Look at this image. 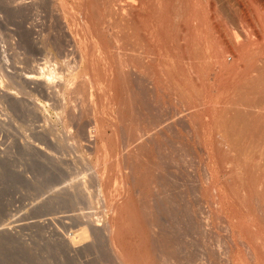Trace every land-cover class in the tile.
<instances>
[{
  "label": "rangeland",
  "instance_id": "1",
  "mask_svg": "<svg viewBox=\"0 0 264 264\" xmlns=\"http://www.w3.org/2000/svg\"><path fill=\"white\" fill-rule=\"evenodd\" d=\"M43 1L44 0H41V1H39V0L38 1L37 0L36 1L35 0H0V264H114V263H110L111 261H114V260H112V257L110 256L107 243L103 241L104 240L103 238L101 239V237L97 236L96 234L94 235L91 232L92 228L95 227L96 225H102L104 220L108 216V213H105L106 208L104 210V206H101L102 208L99 206V205H102V203H101L102 201L100 200L101 204H99V198H101V197H99V192H96L97 188L95 186H93L92 183H90L91 181H93L92 177L94 175H92V174H94L96 170L98 171L99 167H101L103 165L100 169L101 171L99 170L98 172L102 173V170H103V172H104L103 174L105 175V173H106V175H105L106 178L108 177L110 179V177H111L112 181H110V180L109 181L112 183L110 184V182L109 183L107 182L108 184L106 183L107 184L106 187H112L111 189H114V190H110V188H108L110 191L107 189V191L110 193L109 196L111 194L112 195L116 194V195H113V197H112V195L110 196L112 198L111 202L114 201V196L116 197L115 200L117 201V199H119V196L117 195L118 194V192H117L118 188H116V187H119V180L116 179L118 177L117 175H119V169H118V171L116 170L118 168L117 167L118 160L122 159L124 161V163L122 164L123 165L122 166V168H123L122 172L124 174L125 173L128 174V172H130L129 170H132L131 167L134 168L135 165L138 166L137 164H135V165L132 164V166H130V167L126 166L125 161H127V159L124 156H128L127 158L129 159L128 160L129 164L131 162L136 163V161H137L138 164L141 163L140 166H142L144 163V167H143V169L141 171V175H140V176H142V174H143V177H140L141 179L139 181V184L143 182L144 176H145V178L147 177L145 180H147L151 177L154 179V181L159 180V182H161V185H162V181H166L168 183V187L172 188V190H171V188H168L166 186L167 183L165 184V182H163L165 184L164 185L165 187H163V188L159 187V190L165 189V190H170V191H168L169 193H173L176 191H177L176 193H179V192H181V189H182V187L180 186L181 184H179V182L181 183V180H179L181 177H179V176H181L184 173V171H183V173H181L182 170H184V168H185L187 170L188 174H194L196 172V170L197 171L199 170L198 167L200 168L199 163H198L200 161L197 162V157L200 156V158H201V156H202V158L205 159L207 157V155H209V154H210L211 158L212 157L214 158V159L212 158V161L216 162L217 167H219L218 168V180L219 179L220 180L218 181L219 182L218 185H219V192H220V198H221L220 200L222 201L221 205H220V208H222V209L219 210L220 215H218L219 212L217 213V218L219 219V222L217 219V223L220 225V226L218 225L219 226L218 234L220 235L219 236V244L221 247H219L220 253L218 256V260H217L218 263L216 262V264H225V263H227V264H233V263L234 264H244V263L245 264H249V263L250 264H263L264 263V248H263L264 247V239L263 240L260 239V236H263L261 238H264V209H263L264 208V202H263L264 201V181H263L264 180V178H263L264 177V164H263L264 163V156H263V154H264V151H263L264 150V144H263L264 143V128L262 129V126L260 127V129H259V127H257L258 129L257 128H251L253 130L252 131L251 129L247 130V128L240 126V125L238 126V128H237V126L235 127L233 125H227L225 127H224V125H222V126L220 125L221 127H216L217 129L215 127L211 128V129H213V131L210 130L209 126H207V127L203 126V128L200 127L201 130L199 127L198 128L196 127L195 130L187 127L188 128V132H187V128L180 127L176 124L177 125L176 126L177 130H176L175 129L176 127L174 128L173 124H174V122H176L179 119L178 116L181 115L180 113H182L183 116H185V115L187 116V114H189V113H187V111L189 112V110L193 106V105L191 106L190 101H189V103H187L188 102L187 101V99H188L187 92L185 93L186 94L185 98L184 99L181 98L182 97L181 93L183 92V90L182 91L178 90L179 87L176 86V84L178 85L177 82L179 81L178 78H180V75L183 76L186 72L183 71L184 69H182L180 71V73L178 74V78H177L178 80H175V82L176 81L177 82L175 83L171 79L172 81L169 80L170 83H168V81H167L168 79L166 80L167 77H163V79L165 78L164 79L165 81H164L162 79L163 73L161 71H158V70H159L160 63H162L163 61H166V59L168 57H169V59H171L172 54L173 55L177 54L174 57H177L178 55H179L178 57H180V58H181V56L183 57L182 60L180 59V65L182 66V63L186 62L185 61L186 60L185 59L186 54H185L184 50L182 51L181 49H168L167 51H165V50L158 51V49H157V51H156V49H154V51H153L151 49V51L150 50L149 51L150 52L153 51V54L155 56H156V53L159 52L157 54L158 58H156L157 56L154 57L153 54H152L153 57H151V54L149 55V53H147V52L142 53L144 51H148V48L144 50V48H146V47L144 46V48H142L143 45H140L141 46L140 47L139 44H141V43L136 45V43H135L136 40L134 41L135 36L133 37V35L131 34V32L128 29H127V31H129L130 33L125 31V30L122 32L121 31L122 30L121 25L120 26L118 25V28H116L117 25H116V27L113 26L111 28L108 26L110 21L107 20L106 23L104 24L105 26H102V29L100 30V33H99V34H102V36H103V37H100L102 39V41L103 42L106 41V42L103 43V46H101L102 48L100 47V49H102V50H100L97 47L95 49V47L91 46L93 49L96 50V52H94L92 50V48L87 45L88 43L83 44V46H82V44L78 43L81 41V39H79V38H82L83 36L80 32H78L79 30L75 31L74 28H76L77 26L74 23H73L74 25H71L72 19L68 18L67 19L68 21L67 20L65 21L64 18H60L57 15V12L54 11V8L52 7V5H49V3L51 4L50 0H47V1L45 0L44 2ZM93 1H95L94 3L98 4V2L102 1V0H93ZM109 1H111V0H109ZM104 2H106V4L104 3V4H102V6L107 5L108 0L107 1L104 0ZM100 3H103V2H99V4ZM221 4H222V6L220 5L221 10L219 9L220 10L219 14H220V19L222 20V23L224 25L228 26V28L232 29L235 32L239 31L240 28L238 25H240V24H239L238 20H236L235 16H233V14L230 10L227 11L228 8L226 7L225 4H223V3H221ZM4 6H6V7H4ZM72 6H73V4H72ZM100 6H101V4H100ZM35 10H37L38 13ZM52 10L54 12H51ZM260 12L261 11H258V10L256 12V9H253L250 12L244 11L243 17H244L245 21L247 22V25L250 26V29L252 32H256V29H255V28H257L256 26H258L260 24V22H261V24H263L262 22H264V19H263L264 15L261 12V16H260ZM48 15H50V16H48ZM53 15H55V16H53ZM52 16H53V18H52ZM253 16H256V17H253ZM60 19H62V21L64 19V22L63 23H61V21L59 22ZM69 19H71L70 25L68 24ZM232 20H234V21H232ZM248 21H249V23H248ZM255 21H257V22H255ZM232 22H235L234 23L235 25ZM258 22H259V24H258ZM256 23H257V25H256ZM55 25H57V26H55ZM64 26H68L70 28L71 33L68 32L69 28L68 27L64 28ZM72 26L74 27L73 29H72ZM54 29H56V30H54ZM73 31H74V33L72 34ZM120 31H121V33H120ZM140 31H141V29H139L138 36L140 37V34H141V37H143L142 33H141L142 31L141 32ZM102 32H105V33H102ZM114 34H115V36H114ZM104 35L106 38L104 37ZM122 35H123V37L124 36L125 37L124 38L121 37ZM111 36L113 37V39ZM116 36L117 37L119 36V37L117 38ZM138 36L136 37V39H138ZM119 38L126 39L125 41L128 44L118 43L116 40ZM73 40H75L76 43ZM77 40H78V42H77ZM127 40H128V42H127ZM52 41H54V42H52ZM107 41H108V43H107ZM72 42H74V45H76L77 48H76V46L73 47ZM115 42H117V43H115ZM67 43H69V44H67ZM109 43H111V45L112 44L113 45L111 46ZM63 44H65V46ZM117 44H119V45H117ZM79 45H81L82 46L81 48L82 49L84 48V50H82ZM126 45L128 48L130 47V45H131V47L134 46L135 49L133 47L128 49L126 47ZM116 46H117V48H116ZM121 48H122V50H121ZM74 49H76V50H74ZM86 49H87V51H86ZM89 49H90V52H89ZM97 49H99V50H97ZM103 49H104V51H103ZM112 49H113V51H112ZM116 49H118V50H116ZM80 50H82V51L80 52ZM105 50H106V52H105ZM100 51H102V52H100ZM87 52H88V54H87ZM135 52L137 54H135ZM100 53L104 54L106 57H104V55H102ZM138 53L140 55H138ZM66 54H67V56H65ZM90 54H92V56ZM86 55L89 57H87ZM93 55H94V57H93ZM101 55L103 56V58ZM143 55H148V56H144V58H143ZM160 55H164L163 57L161 56L163 59L162 62L160 60L161 59ZM131 56H133L132 58L134 60L131 59ZM165 56L167 58H165ZM141 57L144 60L145 59L146 60L151 59V60H149V62H148V60L147 61L145 60L143 62V61H141V59H142ZM90 58L93 60L92 62H91ZM87 59L89 61H87ZM154 59L157 60L156 61V62H158L157 64L155 62H153ZM169 59H167L169 62L166 61L163 64L165 65V63L168 62L169 65H171V60H169ZM77 60H78V62H77ZM183 60H184V62H181ZM106 61H107V63H106ZM134 61L135 62L137 61L138 63L137 62L133 63ZM146 62L149 64L148 66H146ZM152 62L155 63L156 65L155 64L152 65ZM92 63H94V64H92ZM139 63H140L141 67L138 66ZM111 64H113L112 66H114V69L111 66ZM123 64H126L124 66H127V67H125V69H127V70H125V69L124 70L129 71L128 75L131 74L130 76H128V75L123 76L120 74V71L118 69ZM127 64L128 65L130 64V65L128 66ZM43 65H45V66H43ZM95 65L97 67V70L100 67L98 72H100L99 76H101V77L98 76L99 73L96 72L97 70L95 71V69H94V68H96ZM115 65H117V66H115ZM185 65H183V66H185ZM83 66L86 68L83 69L84 68ZM108 66L112 67V70H110L111 68L109 69ZM201 66H204V65L202 64ZM201 66H200V68H203ZM47 67H50L51 69L47 68ZM53 67H54V69H53ZM72 67H73V69H72ZM90 67H92L94 69V72H96L95 77H97L96 80L98 82V83H96L97 84L96 86H92V87L89 84H87L91 81L89 78L91 76L90 74H92V72H93V70L92 71L90 70V69H92ZM133 67L136 70H138L139 72H137L136 70L132 71V69H134ZM42 68H44V69H42ZM69 68L71 69V71ZM87 69H89V71H91V73ZM107 69L109 71H111V73H113L114 70L115 71L117 70V72H114V73H117V74L119 73L118 75L115 74L117 76V78L115 77V80H114L115 82L117 80L116 84H114L115 82L112 81V79L115 76L114 73L112 74L113 76H111L110 72ZM129 69H131V70H129ZM139 69L140 70L144 69V70L140 71ZM151 69H153L154 71L152 70V72H151L150 71ZM42 70L43 71L46 70V73L48 72L49 74H52V75L47 74L48 78H47V76L44 77V75L42 76V72H43ZM84 70H86V71L84 72ZM105 70H106V72H105ZM136 72H137V74H136ZM146 72L150 73L149 76L150 75L151 76H155V75L157 76L158 82L154 83V86L156 85V87L157 86L159 87V88L157 87V89L155 87V89L157 90V92H159L160 95L153 88L154 86H153L152 79H154V77L153 78L151 76L149 77ZM181 72L182 73L185 72V73L181 74ZM57 73H60V74H58V76H57ZM105 73H106V75H105ZM142 73L144 75H142ZM152 73H154L155 75ZM73 74H75V75L73 76ZM102 75H104L103 78H102ZM185 75H188V73ZM68 76L69 77L72 76V77L69 78ZM80 76L81 77L84 76L83 79L80 78ZM158 76H160L161 78ZM182 76H181V78H182ZM211 76L212 77H210V74H209V76L207 78H205L207 80V82H210V83L206 82V84H207L206 86L211 84V82L212 83L214 82V79H213L214 75L211 74ZM73 77L75 79L73 81H71V79ZM105 77L107 78L106 80H105ZM109 77H113V78L110 79ZM123 77H125V78H123ZM128 77H129V79H127ZM189 77L187 79H189L191 84L194 85V83H195L196 85H198L197 81L194 80V77H192V76H191L192 78L191 77L189 78ZM84 78H86V79H84ZM100 78L103 79L104 82H102ZM108 78H109V80L112 81V84H114V87L119 86L116 88L117 90H112L115 88L111 87L112 84L110 85L111 81H109ZM147 78H148V80H147ZM150 78H151V80H150ZM159 78L161 80L160 81L161 84L159 83ZM169 79H170V77H169ZM190 79H192V80H190ZM5 80H6V82H5ZM67 80H70V82ZM76 80H79V82ZM118 80L120 81V83ZM81 81H83V82H81ZM108 81H109V84H108ZM125 81H127V82H125ZM147 81L149 82L150 85L148 84ZM150 81H151V83H150ZM4 82H5V84H4ZM76 82H77V84H75ZM105 82H107V84L110 85L109 87H111V88H109V90L110 91L112 90L111 92L109 91V93L114 98V99L111 98V100H114V103H113V101L111 102V104L113 103V110L117 111L119 109L121 111L123 109L121 111L122 113L119 112V110H118V112H116V113H118V115L115 113V111H113V114L118 116V118L122 117V118H120L122 120V122H121V120H118V118L116 119V117L113 116L116 119V122H117V120H118V122L120 121L119 122L120 125H118V122H117V126H116V128L118 130L117 129L113 130L114 128L112 127V125L110 123H108V121L106 119L107 109H105V107H106L105 104H107V100H106V102L104 101V98H106V97L104 96L105 91L103 89L104 84H106ZM162 83H163V86H162ZM171 83L175 86V89ZM214 83L210 85L211 87L210 86L207 87L208 89L210 88L209 89L210 91H208V92H210L209 94H211V91H212V95L214 96L217 92L215 90L216 88H219V89H217L218 91H220V90L222 91L220 93L217 92L219 95L221 93H224L223 92L224 88L222 90V87L220 89V87H218V85L216 83L215 84ZM164 84H165V86H164ZM166 84H168V85H166ZM191 84L189 83L188 86H190ZM71 85H73V86L70 87ZM140 85H141V87H140ZM181 85H182V83H181ZM181 85L179 84V86H181ZM212 85L213 86L217 85V86L213 87ZM45 86L47 87V89ZM188 86L186 85V87L189 89H192V87H193V86H190L191 87L190 88ZM66 87L67 88L69 87L70 89L69 88L67 89ZM76 87L77 88L79 87V88L77 89ZM94 87L98 88V90L95 88V90L93 91L92 88H94ZM133 87H134V89H133ZM149 87H151L152 89ZM167 87L169 88V91H168ZM197 87L198 86H196V88ZM99 88L103 89V91H104L103 95L101 94L102 90ZM130 88H131V90H130ZM138 88L143 90V91H141L142 93L139 92L140 90ZM176 88H178V89H176ZM212 88L213 89L215 88V89L213 90ZM132 89H133V91H132ZM78 90H79V92H78ZM88 90L91 92L92 91L94 92V94L92 92L93 96H90L91 94H89L90 92ZM149 90L150 91L154 90V91H152L150 93ZM163 90H165L167 93ZM174 90H176L177 93ZM81 91L84 93H82ZM95 91H97L98 94H99V92H101L100 94L102 96H104V98L98 94H95V93H97ZM116 91H117V93L113 94ZM147 91L149 92V94ZM180 91H181V93H180ZM68 92L70 93V95ZM133 92L135 93V95ZM168 92L170 95L169 98L167 97ZM184 92L182 93V95L184 94ZM138 93H139V95H138ZM161 93H163V95H161ZM192 93L193 92H191V94ZM51 94H53V95H51ZM118 94H119V96H118ZM75 95H76V97H78L77 99L75 98ZM88 95H89V97H88ZM129 95H130V97H129ZM69 96H71V97H69ZM80 96L81 97L83 96L82 97L83 99ZM162 96L163 97L165 96V97L163 98ZM90 97H93V98L91 99ZM99 97L101 98V102L104 101L105 104H104V102H102V103L100 102ZM133 97H135V98H133ZM153 97H154V99H153ZM158 97L160 100H158ZM186 97H187V99H186ZM214 97H218V95L216 94ZM54 98H55V100H54ZM128 98H130V99H128ZM84 99H88L90 101V103H89V101L84 100ZM121 99H123V100H121ZM74 100H75V102H74ZM132 100H134V101H132ZM161 100H162V102H161ZM170 100H172V101H170ZM78 101H80V102H78ZM181 101H182V103H181ZM95 102H98L97 104H100L99 105L100 108L98 106L99 117H100L99 118V124H100V129H101L100 131L102 134L101 137L103 139L101 137L95 138L93 136L94 132L92 130L95 129V127H94L95 124H94V120H93L94 118L92 117L93 111H91L93 109H91V108L93 107L92 105ZM118 102H119V104H118ZM132 102H133V104H132ZM184 102H186L188 104L187 109H186L187 104L186 103L184 104ZM79 103H81V105H79V106H82V107L78 106ZM130 104H132V105L130 106ZM61 105H62V107H61ZM69 105H71L72 107ZM117 105H119V106H117ZM136 105H138L139 107ZM189 105L191 106L190 109H189ZM64 106H66V107H64ZM85 106H88V108ZM60 108H62L63 110L61 111ZM176 108H178L179 110ZM75 109H76V111H75ZM83 111H85V112L87 111V112H89V114L85 113V112L83 113ZM100 111H102V112H100ZM168 111L170 114L168 113ZM67 112L68 113L72 112V113L68 114ZM94 112H96L95 109H94ZM101 113H102V115H104V113H105V115L101 117L100 116ZM120 113H121V115H120ZM173 114L178 118H176ZM119 115H120V117H119ZM124 115H125V117H124ZM231 115L234 116V114H232V113L229 114L228 116L230 117ZM70 116H72V117H70ZM233 116H231V117H233ZM223 117L226 119V115ZM66 119H67V121H66ZM100 119L101 120L103 119V120L101 121ZM152 120H153V123H155V124L152 123ZM129 121H130V123H129ZM138 122H140V123L142 122L141 123L142 125ZM165 122H167V123H165ZM90 123H92L93 125L91 126ZM77 124H79V125L77 126ZM156 124L159 126L161 125L162 127L155 126ZM163 125H164V129H163L164 131L160 129V128H163ZM151 126H153L154 128ZM168 126H169L170 130L166 129V128H168ZM229 126H231V127L229 128ZM70 127H72V128H70ZM76 127H77V129H76ZM85 127H86V129H85ZM207 128H209V129H207ZM242 128H243V130H242ZM71 129H73V130H71ZM143 129H144V131H145V129L148 130V134L151 136H152V134L155 133L154 131L156 130L157 136H160V139L163 140L161 142V140L158 139V140H160L159 142L161 145L158 144L159 142H157L158 145H156V144L152 145L151 143H147V142L145 145L144 140H146L147 134L144 135L142 133L145 137L140 136L141 132H144ZM149 129L151 130V132ZM197 129H199V130H198V132L195 133V131ZM116 130H117V132H119L118 134L116 132H114ZM102 131L105 134L102 133ZM199 131L201 133L204 132L205 134H203V133L201 134ZM125 132H126V134H125ZM164 132H166V133H164ZM63 133H65L66 135ZM145 133H147V132L145 131ZM156 133H155V135H156ZM224 133H225V135H224ZM114 134H116V135H114ZM166 134H167V136L169 135V137H167ZM72 135L74 138L72 137ZM87 135H89V136H87ZM109 135H111V137ZM112 135L118 139L114 138ZM117 135H119V136H117ZM136 135L140 136L141 138L137 137ZM202 135H204V137ZM216 135H218V136H216ZM91 136H93V137H91ZM105 136L108 138H106ZM175 136L177 139L175 138ZM179 136L182 138V140L179 139L180 138ZM200 136H202L204 142L202 141V139H200L201 138ZM171 137H173V138H171ZM198 137H200L199 138L200 140L196 139ZM247 137H249V139ZM76 138H77V140H75ZM78 138H79V140H78ZM241 138H244V139L241 140ZM72 139H74V140H72ZM99 139H101L102 142ZM216 139H218V140H216ZM197 140H198V142L201 141L204 143L203 145L205 148V152H202L201 154H198L199 153L198 152L199 151V146H198L199 144L197 143ZM227 140H228V142H227ZM233 140H235V141L233 142ZM109 141H111L112 143H109ZM118 141H120V142H118ZM142 143L144 146L142 145ZM170 143H171V145H170ZM176 143H177V145H176ZM178 143H180V144H178ZM120 144H121V146H120L121 148L118 147ZM95 145L98 148H100L102 146L100 148V150L101 151L103 150V152L100 154L101 151L99 150V153H98L100 156L95 152L96 150L93 151L94 150L93 148ZM147 145L150 146L151 149L149 147L147 148ZM104 146L107 147V149L104 148ZM167 146H168V148H167ZM91 147H93V148H91ZM138 147H139V149H138ZM145 147H146V149H145ZM214 147H217V148H214ZM206 148L209 150L208 154L206 153V150H207ZM230 149H232V150H230ZM233 149H235V151ZM118 150H120V151H118ZM211 150H212V152H214V151L215 152L211 153L210 152ZM228 150L230 151V153ZM104 151H105V155H104L105 158L104 157L102 158L101 155H103ZM183 151H185V152H183ZM115 152H116V154H115ZM119 152L122 155L119 154ZM138 153H139V156H138ZM196 153L198 155H196ZM205 153H206V155H205ZM111 154H112V156H111ZM130 154H133L134 158H136L135 156H137V158L134 159L131 155V158H132V160H131ZM187 154H188V156H187ZM147 155H148V157H147ZM184 155H186L185 160L186 161L188 160L186 162L187 164H185V166L187 168L182 166V162H181V160H183ZM203 155H204V157H203ZM97 156L99 158L101 157V159H102V161H100L101 162L100 164H98L99 161H97V160L99 158H97ZM106 156H107V158H106ZM108 156H111V157L108 158ZM142 156H144V157H142ZM181 156H183V157H181ZM171 157H172V159H171ZM110 158L113 160H110ZM138 158H140V159H138ZM215 158H217L216 161H215ZM235 158H239V159L236 160ZM143 159H144V161H143ZM166 159H167V161H166ZM195 159H196V161H195ZM104 160H107L108 162H106ZM198 160H199V157H198ZM203 161H204V165L205 166L207 165V167L210 166L209 164H212V161L209 160L208 157H207V160L205 159ZM209 161H211V163H208ZM105 162H106V164H104ZM114 162H115V164L117 163V165H115ZM176 162H178V164L180 166L177 165ZM179 162H181V163H179ZM96 163H97V165H95ZM223 163L227 166H225ZM92 166L93 167L95 166V167L92 168ZM97 166H99L98 169H96ZM113 167H114V169H113ZM156 167L157 168L161 167L164 169V171L162 172L161 171L162 169L160 168L162 175L158 174V173H156L157 175L155 174L154 171L157 169ZM235 167H236V169H235ZM124 168L126 170H124ZM146 168L148 169V171H146ZM92 169H94V170L92 171ZM252 169H253V171H252ZM107 170H109V171H107ZM116 171L118 174L116 173ZM147 172H150L148 174H150L152 176H150V175L147 176ZM229 173H231V174H229ZM112 174H114L116 176H114ZM165 175H168V176H165ZM170 176L172 177V179L170 178L169 180L170 181L171 180L178 181V182H175V181L174 182H175V184H177V186L179 184L180 188L177 186L174 187V182H172V181L169 182L167 180L168 177H170ZM155 177L158 179H156ZM159 177H162V178H159ZM106 178H105V181L108 180V178L107 179ZM84 180L88 181V182L90 180V182H89L90 184L88 183L89 188L91 187L90 190L87 188L85 191L84 188H81L82 187L81 184L83 183ZM113 180H115V181H113ZM205 180L203 181L204 182V191H205V194H204L205 195V201H204L205 205L203 204V206H204L203 210L205 212H203V213H206L205 216H206V218L208 217L210 219L209 220V222H210L213 218V215H211L212 213L210 214V212H212V210H211L212 207H211V203H210L211 197L209 195L210 192H207V191H209L208 182ZM113 182H114V185H113ZM205 182H207V183H205ZM88 184H87V186H88ZM115 184H117L118 186H116ZM250 184H251V186H250ZM260 184H261V186H260ZM112 185L116 186V187H113ZM140 185H142V184H140ZM228 185H230V186H228ZM234 187H236V189ZM244 187H246V188H244ZM94 189H95V191H94ZM115 189H116V193H114ZM174 189H176V191ZM206 189H207V191H206ZM88 191H91V193H93V194L87 193ZM162 191H160L161 195L165 196L164 192H162ZM171 191H173V192H171ZM235 191L237 193H235ZM254 191H256V192H254ZM77 192H79V193H77ZM84 192H86L88 195L90 194V197L93 195L92 196L93 200L90 197H88V195L85 194ZM134 192L136 194H138V196H139L138 197V196L134 195L135 196L134 197L135 202H136L137 197H138V199H137L138 201H139L140 197H141V200H143V199L145 200L144 196L139 194L138 191L137 192L134 191ZM151 192L153 193V195H155V193H157L156 191L154 192V190L153 191L151 190L150 194H152ZM176 193H175L176 196L180 195V193H179V195ZM254 193H256V194H254ZM153 195H151V196L154 197ZM145 197H147V196H145ZM150 197H148V199H150ZM89 198L92 200V202H91V204L93 203L92 205L89 203ZM191 198H192V200L195 199L193 194H192ZM146 200H147V198H146ZM137 202H136V204H137ZM172 206H174V204ZM175 206H176V204H175ZM90 207H92V208H90ZM102 210H104V212H102ZM207 212H209V213H207ZM209 222H206V228L208 227V225L210 226ZM210 228H211V226L206 229L207 232H209ZM237 229H238V231H235ZM254 231H255V233H254ZM231 233H233V234H231ZM255 234H258L260 236H258V235L256 236ZM232 235L235 237H233ZM208 237L209 236L207 235V238ZM256 237H258V238H256ZM92 241H93L94 245L92 244ZM209 241H210V239L206 242V246L211 244ZM253 241H255V242H253ZM259 242L261 243V246H260ZM209 247H210V245L206 249L208 250ZM244 247H245V249H244ZM262 250H263V252H262ZM254 251L255 252L257 251L256 253H258L260 256L255 255ZM225 254H227V255H225ZM207 259L208 258L205 256L203 263L204 264H209V263L212 264L211 261L209 262L210 259L209 260H207ZM228 261H230V262H228ZM156 263L161 264V261H160V263H159V261ZM166 263H168V261L165 262L164 264H166Z\"/></svg>",
  "mask_w": 264,
  "mask_h": 264
},
{
  "label": "bare ground",
  "instance_id": "2",
  "mask_svg": "<svg viewBox=\"0 0 264 264\" xmlns=\"http://www.w3.org/2000/svg\"><path fill=\"white\" fill-rule=\"evenodd\" d=\"M36 1V0H35ZM38 1V0H37ZM41 1V0H39ZM45 1V0H44ZM43 1V2H44ZM47 1V0H46ZM107 1V0H106ZM11 2V1H10ZM34 2V1H33ZM51 4L49 3V5H52V7L54 8V11L57 12V15L60 17V18H64L65 21L68 19V18H71L69 19V22L68 24L70 25V20H71V25H76L77 27L74 28L72 26V29L74 28L75 31H78L82 34V38H79L81 39L80 42H77L82 44H85V43H88L87 45L89 47L93 46L100 49L101 46H103V42L102 39L100 37H103L102 34H99L100 33V30L102 29V26H105L104 24L106 23L107 20L110 21V23L108 24L109 27H113L117 25L116 28H118V25L122 26V32L125 30L127 31V29L131 32V34L133 35V37L135 38L134 41L137 44L140 45H143L142 48H144V46L147 49L148 48V51H144L142 53H149V55L151 54V57L152 54H153V51L154 49H158V51L160 50H165L167 51L168 49H181L182 51L184 50L185 51V54H186V62L181 61V62H184L182 63V66L180 65V59L182 60V56L181 58L180 57H174L175 55H171V59H169V57L167 58L165 56V58L171 60V65H169V61L166 59V61H168L167 63H165V65L163 64L164 62L166 61H163L162 62V57L164 55H160V60L162 63H160L159 65V70L158 71H161L163 73V76H162V79L163 77H167L166 80L169 82L173 80V82H175V80H178L179 81L177 82L178 85L176 84L178 88V90H183L184 94L182 95L181 91V98H185V93L187 92V96H188V99H187V103H191V106L189 105V109L191 107V109L189 110V112L187 111V116H183L182 113H180L181 115L178 116L179 119L174 122L173 124V127L175 128L177 125L180 126V127H189L193 130H195V128L197 127H201L203 128L204 127H207L209 126L210 130L213 131V129L211 128H216V127H221L222 125L227 126V125H233V126H243L245 128H247V130L251 129V128H257L262 126V129L264 128V22H262L263 24H259L258 22V26H256L257 28L256 29V32H252L251 29H250V26L247 25V22L245 21L244 17H243V14H244V11L246 12H250L252 11L253 9H256V12L257 10L258 11H261L262 14L264 15V0H111L109 1L108 0V3L107 5H103L102 4H106V2H104V0L102 1H99V2H103V3H100L98 2V4L94 3L95 1L93 0H50ZM7 3V2H6ZM35 3V2H34ZM42 3V2H41ZM47 3V2H46ZM225 4L226 7L228 8V10H230L233 14V16H235L236 20H238L239 24V28L240 30L235 32L233 31L232 29L228 28V26L224 25L222 23V20L220 19V7L222 6V4ZM18 4V3H17ZM24 4V3H23ZM44 4V3H43ZM42 4V5H43ZM73 4V6H72ZM21 5V4H20ZM38 5V4H37ZM221 5V6H220ZM13 6V5H12ZM41 6V5H40ZM100 6V7H99ZM6 7V6H4ZM23 7V6H22ZM34 7V6H33ZM47 7V6H46ZM45 7V8H46ZM49 7V6H48ZM224 8V7H223ZM25 9V8H24ZM27 9V8H26ZM44 9V8H43ZM220 9V10H219ZM15 10V9H14ZM41 10V9H40ZM226 10V9H225ZM37 12V10H35ZM45 11V10H44ZM48 11V10H47ZM46 11V12H47ZM53 10L51 12H54ZM229 11V12H230ZM223 12V11H222ZM225 12V11H224ZM228 12V13H229ZM261 12H260V16H261ZM38 13V12H37ZM226 13V12H225ZM47 14V13H46ZM51 14V13H50ZM227 14V13H226ZM225 14V15H226ZM246 14V13H245ZM56 15V16H57ZM28 16V15H27ZM40 16V15H39ZM50 16V15H48ZM55 16V15H53ZM52 16V18H53ZM57 16V17H58ZM224 16V15H223ZM229 16V15H228ZM259 16V15H258ZM41 17V16H40ZM227 17V16H226ZM253 17H256V16H253ZM51 18V19H52ZM58 19V18H57ZM64 19L62 21V19L59 20V22L61 21V23L64 22ZM264 19V18H263ZM262 19V20H263ZM224 20V19H223ZM231 20V19H230ZM261 20V21H262ZM68 21V20H67ZM234 21V20H232ZM257 22V21H255ZM67 23V22H66ZM74 23V24H73ZM233 24L235 22H232ZM231 23V24H232ZM237 23V22H236ZM249 23V21H248ZM254 23V22H253ZM67 24V25H68ZM64 25V24H63ZM62 25V26H63ZM68 25V26H69ZM235 25V24H234ZM257 25V23H256ZM31 26V25H30ZM57 26V25H55ZM54 26V27H55ZM68 26H64V28L68 27ZM25 27V26H24ZM71 27V26H70ZM114 27V28H115ZM51 28V27H50ZM69 28V27H68ZM78 28V29H77ZM58 29V28H57ZM77 29V30H76ZM104 29V28H103ZM139 29H141V33H142V36L141 37V34H140V37L138 36L139 34ZM236 29V28H235ZM32 30V29H31ZM56 30V29H54ZM59 30V29H58ZM66 30V29H65ZM115 30V29H114ZM24 31V30H23ZM72 31V30H71ZM113 31V30H112ZM120 31V33H121ZM127 31V32H129ZM27 32V31H26ZM33 32V31H32ZM70 32V28H69V31ZM116 32V31H115ZM129 32V33H130ZM71 33V32H70ZM74 33V31L72 32V34ZM102 33H105V32H102ZM112 33V32H111ZM119 33V34H120ZM63 34V33H62ZM100 35V36H99ZM108 35V34H107ZM118 35V34H117ZM121 35V34H120ZM126 35V34H125ZM131 35V36H132ZM115 36V34H114ZM130 36V35H129ZM128 36V37H129ZM138 36V39H136V37ZM105 37V35H104ZM112 37V36H111ZM117 37V36H116ZM119 37V36H118ZM117 37V38H118ZM123 37V35L121 36ZM125 37V36H124ZM123 37V38H124ZM31 38V37H30ZM106 38V37H105ZM104 38V39H105ZM130 38V37H129ZM140 38V39H139ZM55 39V38H54ZM103 39V40H104ZM109 39V38H108ZM111 39V38H110ZM113 39V37H112ZM133 39V38H132ZM68 40V39H67ZM126 39H117L116 41L118 43H122V44H125ZM57 41V40H56ZM75 41V40H73ZM110 41V40H109ZM113 41V40H112ZM132 41V40H131ZM54 42V41H52ZM68 42V41H67ZM115 42V43H117ZM128 42V40H127ZM47 43V42H46ZM76 43V41H75ZM108 43V41H107ZM106 43V44H107ZM114 43V42H113ZM48 44V43H47ZM52 44V43H51ZM55 44V43H54ZM69 44V43H67ZM73 44V47L76 46L74 45V42H72ZM105 44V45H106ZM111 45V43H109ZM128 44V43H126ZM132 44V43H131ZM58 45V44H57ZM65 46V44H63ZM86 45V46H87ZM113 45V44H112ZM111 45V46H112ZM119 45V44H117ZM134 45V44H133ZM80 48L82 47L81 45H79ZM72 47V46H71ZM105 47V46H104ZM103 47V48H104ZM121 47V46H120ZM127 47V45H126ZM134 48V46H132ZM131 45L129 48H132ZM136 47V46H135ZM141 47V46H140ZM64 48V47H63ZM77 48V46H76ZM79 48V49H80ZM88 48V47H87ZM92 48V47H91ZM102 48V47H101ZM111 48V47H110ZM117 48V46H116ZM128 48V47H127ZM128 48V49H129ZM139 48V47H138ZM150 48V49H149ZM73 49V48H72ZM82 49V48H81ZM92 48V50L94 52H96V50ZM97 49V50H99ZM135 49V48H134ZM151 49L153 50L152 52ZM70 50V49H69ZM68 50V51H69ZM76 50V49H74ZM84 50V48L82 49ZM80 50V52L82 51ZM102 50V49H100ZM118 50V49H116ZM122 50V48H121ZM150 50V51H149ZM72 51V50H71ZM87 51V49H86ZM85 51V52H86ZM92 51V52H93ZM104 51V49H103ZM113 51V49H112ZM125 51V50H124ZM137 51V50H136ZM141 51V50H140ZM78 52V51H77ZM89 52H90V49H89ZM93 52V53H94ZM102 52V51H100ZM106 52V50H105ZM104 52V53H105ZM122 52V51H121ZM133 52V51H132ZM114 53V52H113ZM155 53V52H154ZM159 52L156 53V56ZM84 54V53H83ZM88 54V52H87ZM102 54V53H100ZM99 54V55H100ZM107 54V53H106ZM125 54V53H124ZM127 54V53H126ZM135 54H137L135 52ZM78 55V54H77ZM92 56V54H90ZM104 55V54H102ZM101 55V56H102ZM118 55V54H117ZM123 55V54H122ZM138 55H140L138 53ZM137 55V56H138ZM154 55V54H153ZM182 55V54H181ZM67 56V54L65 55ZM72 56V55H71ZM81 56V55H80ZM87 56V55H86ZM96 56V55H95ZM98 56V55H97ZM115 56V55H114ZM144 56H148V55H143V58ZM154 55V57H156ZM162 56V57H161ZM170 56V55H169ZM73 57V56H72ZM89 57V56H87ZM94 57V55H93ZM104 57H106L104 55ZM109 57V56H108ZM126 57V56H125ZM133 56H131V59ZM135 57V56H134ZM139 57V56H138ZM150 57V58H151ZM76 58V57H75ZM86 58V57H85ZM92 58V57H91ZM90 58V59H91ZM103 58V56H102ZM101 58V59H102ZM121 58V57H120ZM123 58V57H122ZM136 58V57H135ZM142 58V57H141ZM142 58V59H143ZM158 58V56L156 57ZM164 58V59H165ZM89 59V58H88ZM87 59V61H89ZM97 59V58H96ZM105 59V58H104ZM107 59V58H106ZM110 59V58H109ZM117 59V58H116ZM115 59V60H116ZM139 59V58H138ZM141 61H145L144 59ZM83 60V59H82ZM85 60V59H84ZM100 60V59H99ZM120 60V59H119ZM127 60V59H126ZM125 60V61H126ZM134 60V59H133ZM148 60V59H147ZM146 60V61H147ZM151 60V59H149ZM148 60V62H149ZM159 60V59H158ZM93 60L91 59V62ZM108 61V60H107ZM106 61V63H107ZM131 61V60H130ZM157 60L154 59L153 62H155L156 64L158 62H156ZM78 62V60H77ZM113 62V61H112ZM124 62V61H123ZM127 62V61H126ZM137 62V61H136ZM135 61L133 63H136ZM152 62V65L155 64ZM65 63V62H64ZM71 63V62H70ZM86 63V62H85ZM103 63V62H102ZM117 63V62H116ZM128 63V62H127ZM138 63V62H137ZM46 64V63H45ZM91 64V63H90ZM94 64V63H92ZM118 64V63H117ZM155 64V65H156ZM204 65V66H201V65ZM65 65V64H64ZM76 65V64H75ZM88 65V64H87ZM97 65V64H96ZM95 65V67H96ZM104 65V64H103ZM113 64H111L112 66ZM126 64H123L118 70L120 71V74L123 75V76H127L129 74V71H125L127 69H125V67L127 66H124ZM128 65V64H127ZM130 65V64H129ZM128 65V66H129ZM143 65V64H142ZM149 64L146 62V66H148ZM154 65V66H155ZM185 65V66H183ZM45 66V65H43ZM53 66V65H52ZM69 66V65H68ZM93 66V65H92ZM99 66V65H98ZM117 66V65H115ZM124 66V67H123ZM140 66V63L139 65ZM203 67V68H200ZM56 67V66H55ZM59 67V66H58ZM76 67V66H75ZM84 67V66H83ZM109 67V66H108ZM113 69H114V66H112ZM112 67H109L110 70H112ZM131 67V66H130ZM141 67V66H140ZM144 67V66H143ZM183 67V68H182ZM46 68V67H45ZM47 68H50V67H47ZM86 67H84L83 69H85ZM89 68V67H88ZM92 68V67H90ZM107 68V67H106ZM134 68V67H133ZM44 69V68H42ZM51 69V68H50ZM54 69V67H53ZM56 69V68H55ZM70 69V68H69ZM73 69V67H72ZM95 71L97 70V67L94 68ZM94 69H90L91 71L93 70L92 74H90V82L87 83L89 84L91 87L92 86H96L98 83L97 82V77L96 76V72L99 73L98 76L100 75V72H98V70L100 69V67L98 68V70L96 72H94ZM125 69V70H124ZM148 69V68H147ZM146 69V70H147ZM184 69L183 73L187 74L188 75H180V78H178V74L180 73V71ZM89 71V69H87ZM104 70V69H103ZM108 70V69H107ZM131 70V69H129ZM133 70H136L135 68L132 69ZM140 70V69H139ZM142 70V69H141ZM140 70V71H141ZM144 70V69H143ZM142 70V71H143ZM153 69H151L150 71L152 72ZM43 71V70H42ZM62 71V70H61ZM71 71V69H70ZM86 70H84L85 72ZM91 71H89L91 73ZM109 71V70H108ZM118 71V72H119ZM137 72H139L138 70H136ZM154 71V70H153ZM157 71V70H156ZM155 71V72H156ZM4 72V71H3ZM39 72V71H38ZM73 72V71H72ZM88 72V73H89ZM106 72V70H105ZM111 76H113L112 74L114 72H117V70L113 71V73H111V71H109ZM136 72V74H137ZM149 72V71H148ZM147 73V75L149 76L150 73ZM7 73V72H6ZM37 73V72H36ZM52 73V72H51ZM55 73V72H54ZM65 73V72H64ZM63 73V74H64ZM71 73V72H70ZM74 73V72H73ZM81 73V72H80ZM94 73V74H93ZM135 73V72H134ZM144 73V72H143ZM142 73V75H144ZM181 72V74H183ZM47 74H49L48 72L46 73V70H44L42 72V76L44 75L47 76ZM58 74L60 73H57V76ZM68 74V73H67ZM102 74V73H101ZM117 74V73H114V75ZM119 74V73H118ZM117 74V75H118ZM139 74V73H138ZM154 74V73H152ZM210 74V77L211 74L214 75L213 79H214V82L218 85V87H222V90L224 88V93H221L220 95L218 93L222 92L221 90L218 91L217 89L219 88H214L216 91V94L218 95V97H214L212 95V91H211V94H209L210 91L207 87H209L211 84H213L211 82V84H209L208 86H206V82L207 80L205 78H207ZM11 75V74H10ZM49 75H52V74H49ZM70 75V74H69ZM75 74H73L74 76ZM106 75V73H105ZM108 75V74H107ZM120 75V76H121ZM131 75V74H130ZM128 75V76H130ZM135 75V74H134ZM155 75V74H154ZM55 76V75H54ZM53 76V77H54ZM61 76V75H60ZM141 76V75H140ZM151 76V75H150ZM149 76V77H150ZM182 76V78H181ZM192 76L194 77V80L197 81L198 85H196L194 83L191 84V82L189 81V79H187L188 77ZM12 77V76H11ZM20 77V76H19ZM18 77V78H19ZM69 77V76H68ZM72 76H70L69 78H71ZM84 77V76H83ZM83 77L80 76V78L83 79ZM101 77V76H99ZM104 77V75H102V78ZM107 77V76H106ZM105 77V80L107 79ZM115 77L117 78V76L115 75L114 78L113 77H109L110 79H112V81L115 80ZM133 77V76H132ZM137 77V76H136ZM139 77V76H138ZM142 77V76H141ZM144 77V76H143ZM152 78L154 77V79H152L153 81V86H154V83H157L158 82V78L157 76H151ZM160 77V76H158ZM170 77V79H169ZM187 77V78H186ZM189 77V78H190ZM191 77V78H192ZM209 77V78H210ZM2 78V77H1ZM26 78V77H25ZM41 78V77H40ZM48 78V76H47ZM108 78V80H109ZM125 78V77H123ZM131 78V77H130ZM161 78V77H160ZM160 78H159V83H160ZM178 78V79H177ZM9 79V78H8ZM22 79V78H21ZM29 79V78H28ZM34 79V78H33ZM54 79V78H53ZM75 78L73 77L71 79V81H73ZM86 79V78H84ZM101 79V78H100ZM99 79V80H100ZM129 79V77L127 78ZM140 79V78H139ZM143 79V78H142ZM165 79V78H164ZM163 79V80H164ZM172 79V80H171ZM47 80V79H46ZM61 80V79H60ZM120 80V79H119ZM118 80V81H119ZM148 80V78H147ZM151 80V78H150ZM192 80V79H190ZM35 81V80H34ZM50 81V80H49ZM70 82V80H67ZM79 82V80H76ZM102 82L103 79H101ZM111 81V80H109ZM109 81H108V84H109ZM112 81L110 82V85L112 84ZM135 81V80H134ZM138 81V80H137ZM165 81V80H164ZM189 81V82H188ZM209 81V80H208ZM6 82V80H5ZM4 82V84H5ZM8 82V81H7ZM31 82V81H30ZM75 82V81H74ZM83 82V81H81ZM100 82V81H99ZM115 82V81H114ZM113 82V83H114ZM127 82V81H125ZM133 82V81H132ZM148 82V81H147ZM163 82V81H162ZM175 82V83H176ZM195 82V81H194ZM64 83V82H63ZM107 84V82H105ZM117 83V80L114 84ZM120 83V81H119ZM134 83V82H133ZM151 83V81H150ZM167 83V82H166ZM182 83V85H181ZM189 83L191 84L190 86H193L192 89H189L186 87V85L188 86ZM207 83H210V82H207ZM214 83V84H215ZM19 84V83H18ZM43 84V83H42ZM41 84V85H42ZM69 84V83H68ZM77 84V82L75 83ZM104 84V91H105V94L104 96L106 98H104L103 95V89L102 88H99L102 90V93L95 91L97 93L95 94H98L100 96H102L104 98V101L106 102L107 100V104H105L104 101V104L106 105L105 109H107V113H106V119L108 121V123H110L112 125V127L114 128L113 130L117 129L116 126H117V122L118 120H121L120 118V115H121V111L123 110H119L120 115L118 118V116L114 115L113 114V111L118 112V110H113V103H114V100H111L114 99L113 96L109 93V88H113L114 87V84L111 85V87H109L110 85H106ZM130 84V83H129ZM136 84V83H135ZM138 84V83H137ZM149 84V82H148ZM161 84V83H160ZM172 84V83H171ZM179 84L181 86H179ZM11 85V84H10ZM9 85V86H10ZM16 85V84H15ZM45 85V84H44ZM81 85V84H80ZM121 85V84H120ZM131 85V84H130ZM150 85V84H149ZM148 85V86H149ZM168 85V84H166ZM173 85V84H172ZM198 86L196 88V86ZM216 85V86H217ZM37 86V85H36ZM62 86V85H61ZM60 86V87H61ZM73 85H71L70 87H72ZM75 86V85H74ZM89 86V87H90ZM152 86V85H151ZM162 86H163V83H162ZM165 86V84H164ZM174 86V85H173ZM172 86V87H173ZM188 86V87H190ZM195 86V87H194ZM213 86V85H212ZM216 86H213V87H216ZM46 87V86H45ZM59 87V86H58ZM84 87V86H83ZM82 87V88H83ZM98 87V86H97ZM119 87V86H115L114 88L115 89H112V90H117L116 88ZM131 87V86H130ZM138 87V86H137ZM141 87V85H140ZM156 85L153 87L155 89ZM158 87V86H157ZM156 87V89H157ZM169 87V86H168ZM167 87V88H168ZM171 87V86H170ZM211 87V86H210ZM10 88V87H9ZM14 88V87H13ZM44 88V87H43ZM67 88V87H66ZM69 88V87H68ZM67 88V89H68ZM77 88V87H76ZM79 88V87H78ZM77 88V89H78ZM96 87L92 88V90L94 91ZM151 88V87H149ZM159 88V87H158ZM163 88V87H162ZM166 88V87H165ZM191 88V87H190ZM30 89V88H29ZM47 89V87H46ZM60 89V88H59ZM70 89V88H69ZM74 89V88H73ZM72 89V90H73ZM81 89V88H80ZM98 90V88H96ZM123 89V88H122ZM129 89V88H128ZM134 89V87H133ZM132 89V91H133ZM137 89V88H136ZM139 89V88H138ZM152 89V88H151ZM155 89V91L157 92V90ZM174 89H175V86H174ZM213 89V88H212ZM213 89V90H214ZM58 90V89H57ZM76 90V89H75ZM84 90V89H83ZM91 90V89H90ZM111 90V91H112ZM131 90V88H130ZM141 91V89H139ZM162 90V89H161ZM166 90V89H165ZM163 90V91H165ZM66 91V90H65ZM89 91V90H88ZM92 91V92H93ZM100 91V90H99ZM110 91V92H111ZM124 91V90H123ZM150 91V90H149ZM154 91V90H151L150 93ZM168 91H169V88H168ZM176 91V90H174ZM21 92V91H20ZM60 92V91H59ZM70 92V91H69ZM68 92V93H69ZM75 92V91H74ZM77 92V91H76ZM79 92V90H78ZM82 92V91H81ZM91 94L90 96H93L92 95V92L89 91ZM148 92V91H147ZM155 92V93H156ZM166 92V91H165ZM191 92H193L191 94ZM195 92V93H194ZM46 93V92H45ZM84 93V92H82ZM102 95H101V94ZM117 91L113 94H116ZM132 93V92H131ZM134 93V92H133ZM142 93V92H141ZM140 93V94H141ZM159 94V92H157ZM167 93V92H166ZM165 93V94H166ZM177 93V91H176ZM47 94V93H46ZM94 94V92H93ZM110 94V95H109ZM130 94V93H129ZM149 94V92H148ZM194 94V95H193ZM214 94V93H213ZM50 95V94H49ZM53 95V94H51ZM55 95V94H54ZM68 95V94H67ZM70 95V93H69ZM72 95V94H71ZM74 95V94H73ZM78 95V94H77ZM135 95V93H134ZM139 95V93H138ZM152 95V94H151ZM150 95V96H151ZM154 95V94H153ZM160 95V94H159ZM161 95H163V93H161ZM177 95V94H176ZM97 96V95H96ZM112 96V97H111ZM117 96V95H116ZM119 96V94H118ZM126 96V95H125ZM141 96V95H140ZM169 92H168V98H169ZM173 96V95H172ZM53 97V96H52ZM71 97V96H69ZM81 97V96H80ZM83 97V96H82ZM81 97V98H82ZM89 97V95H88ZM98 97V96H97ZM115 97V96H114ZM128 97V96H127ZM126 97V98H127ZM130 97V95H129ZM145 97V96H144ZM156 97V96H155ZM163 97V96H162ZM165 97V96H164ZM163 97V98H164ZM68 98V97H67ZM75 98L77 99L78 97H76L75 95ZM74 98V99H75ZM91 99L93 97H90ZM95 98V97H94ZM100 98V97H99ZM135 98V97H133ZM138 98V97H137ZM177 98V97H176ZM179 98V97H178ZM51 99V98H50ZM71 99V98H70ZM69 99V100H70ZM83 99V98H82ZM130 99V98H128ZM145 99V98H144ZM154 99V97H153ZM156 99V98H155ZM55 100V98H54ZM81 100V99H80ZM84 100H87L89 101L88 99H84ZM94 100V99H93ZM116 100V99H115ZM123 100V99H121ZM146 100V99H145ZM158 100L159 97H158ZM157 100V101H158ZM163 100V99H162ZM161 100V102H162ZM181 100V99H180ZM113 101V103L111 104V102ZM118 101V100H117ZM134 101V100H132ZM149 101V100H148ZM166 101V100H165ZM164 101V102H165ZM172 101V100H170ZM185 101V100H184ZM75 102V100H74ZM80 102V101H78ZM84 102V101H83ZM99 102V101H98ZM98 102H95L92 106L91 111H93V120H94V124H95V129L92 130L93 132V136L95 138H100L101 137V129H100V124H99V108H100V104H97ZM100 102H101V98H100ZM99 102V103H100ZM101 102V103H102ZM163 102V103H164ZM69 103V102H68ZM82 103V102H81ZM81 103L78 104L81 105ZM87 103V102H86ZM90 103V101H89ZM138 103V102H137ZM142 103V102H141ZM144 103V102H143ZM157 103V102H156ZM182 103V101H181ZM186 102H184L185 104ZM186 103V104H187ZM103 104V105H104ZM119 104V102H118ZM133 104V102H132ZM130 104V106L132 105ZM135 104V103H134ZM147 104V103H146ZM166 104V103H165ZM183 104V105H184ZM74 105V104H73ZM86 105V104H85ZM91 105V104H90ZM123 105V104H122ZM140 105V104H139ZM168 105V104H167ZM71 106V105H69ZM76 106V105H75ZM74 106V107H75ZM99 106V108H98ZM119 106V105H117ZM135 106V105H134ZM138 106V105H136ZM141 106V105H140ZM157 106V105H156ZM179 106V105H178ZM62 107V105H61ZM66 107V106H64ZM72 107V106H71ZM77 107V106H76ZM79 107H82V106H79ZM88 108V106H85ZM91 107V106H90ZM133 107V106H132ZM139 107V106H138ZM161 107V106H160ZM168 107V106H167ZM184 107V106H183ZM188 107V104L186 106V109ZM119 108V107H118ZM122 108V107H121ZM141 108V107H140ZM166 108V107H165ZM55 109V108H54ZM61 111L63 110L62 108H60ZM74 109V108H73ZM77 109V108H76ZM75 109V111H76ZM82 109V108H81ZM94 109L96 110V112H94ZM115 109V108H114ZM130 109V108H129ZM139 109V108H138ZM150 109V108H149ZM178 109V108H176ZM98 110V111H97ZM135 110V109H134ZM173 110V109H172ZM179 110V109H178ZM184 110V109H183ZM182 110V111H183ZM74 111V110H73ZM181 111V112H182ZM185 111V110H184ZM85 111H83L84 113ZM102 112V111H100ZM68 113V112H67ZM72 113V112H71ZM70 112L68 114H71ZM82 113V112H81ZM82 113V114H83ZM85 113H88L89 112H85ZM97 113V114H96ZM169 113V111H168ZM172 113V112H171ZM175 113V112H174ZM178 113V114H179ZM234 114L231 115L233 117H229L228 115L229 114ZM47 114V113H46ZM61 114V113H60ZM63 114V113H62ZM118 115V113H116ZM170 114V113H169ZM74 115V114H73ZM86 115V114H85ZM105 115V113H104ZM102 115V113L100 114V116H104ZM136 115V114H135ZM141 115V114H140ZM157 115V114H156ZM174 115V114H173ZM177 115V114H176ZM226 115V119L223 117ZM89 116V115H88ZM116 117V119L118 118L117 122H116V119L114 117ZM175 116V115H174ZM207 116V117H206ZM49 117V116H48ZM69 117V116H68ZM67 117V118H68ZM72 117V116H70ZM90 117V116H89ZM125 117V115H124ZM136 117V116H135ZM147 117V116H146ZM161 117V116H160ZM176 117V116H175ZM174 117V118H175ZM176 117V118H178ZM228 117V118H227ZM105 118V117H104ZM148 118V117H147ZM157 118V117H156ZM61 119V118H60ZM143 119V118H142ZM153 119V118H152ZM161 119V118H160ZM65 120V119H64ZM78 120V119H77ZM101 120V119H100ZM103 120V119H102ZM101 120V121H102ZM169 120V119H168ZM173 120V119H172ZM175 120V119H174ZM67 121V119H66ZM70 121V120H69ZM75 121V120H74ZM73 121V122H74ZM127 121V120H126ZM137 121V120H136ZM157 121V120H156ZM58 122V121H57ZM72 122V121H71ZM79 122V121H78ZM77 122V123H78ZM120 122V121H119ZM118 122V125H120V123ZM122 122V120H121ZM124 122V121H123ZM149 122V121H148ZM130 123V121H129ZM140 123V122H138ZM142 123V122H141ZM140 123V124H141ZM145 123V122H144ZM152 123H153V120H152ZM158 123V122H157ZM167 123V122H165ZM54 124V123H53ZM63 124V123H62ZM70 124V123H69ZM91 126L93 125L92 123H90ZM122 124V123H121ZM155 124V123H153ZM177 124V125H176ZM79 124H77L78 126ZM85 125V124H84ZM103 125V124H102ZM131 125V124H130ZM142 125V124H141ZM170 125V124H169ZM221 125V126H220ZM88 126V125H87ZM155 126H159V125H155ZM166 126V125H165ZM68 127V126H67ZM80 127V126H79ZM130 127V126H129ZM141 127V126H140ZM146 127V126H145ZM153 127V126H151ZM159 127H162L161 125ZM231 126H229L230 128ZM72 128V127H70ZM102 128V127H101ZM106 128V127H105ZM108 128V127H107ZM119 128V127H118ZM121 128V127H120ZM127 128V127H126ZM154 128V127H153ZM171 128V127H170ZM173 128V129H174ZM200 128V130H201ZM207 128V129H209ZM227 128V127H226ZM77 129V127H76ZM81 129V128H80ZM86 129V127H85ZM109 129V128H108ZM140 129V128H139ZM152 129V128H151ZM161 130L164 129V125H163V128H160ZM166 129H169V126L168 128ZM177 130V127L175 128ZM179 129V128H178ZM181 129V128H180ZM206 129V128H205ZM217 129V128H216ZM258 129V128H257ZM73 130V129H71ZM118 130V129H117ZM116 132L117 134L119 132ZM127 130V129H126ZM150 130V129H149ZM170 130V129H169ZM168 130V131H169ZM184 130V129H183ZM199 129H197L195 131L198 132ZM203 130V129H202ZM243 130V128H242ZM245 130V129H244ZM252 130V129H251ZM250 130V131H251ZM66 131V130H65ZM84 131V130H83ZM82 131V132H83ZM105 131V130H104ZM144 131V129H143ZM145 131L147 133H145ZM144 132H141L140 136H143L145 137L144 135L147 134V138L146 140H144V144L146 145V142L147 143H151L152 145L153 144H156V145H161L160 144V136H157V133H156V130L154 131L156 133L149 135L148 134V130L145 129ZM164 131V130H163ZM166 131V130H165ZM227 131V130H226ZM253 131V130H252ZM255 131V130H254ZM60 132V131H59ZM134 132V131H133ZM132 132V133H133ZM137 132V131H136ZM151 132V130H150ZM159 132V131H158ZM186 132V131H185ZM187 132H188V128H187ZM186 132V133H187ZM194 132V131H193ZM200 132V131H199ZM241 132V131H240ZM247 132V131H246ZM76 133V132H75ZM102 133H104L102 131ZM140 133V132H139ZM144 135H143V134ZM160 133V132H159ZM166 133V132H164ZM163 133V134H164ZM170 133V132H169ZM201 133V132H200ZM203 134H205L204 132H202ZM201 133V134H202ZM230 133V132H229ZM250 133V132H249ZM65 134V133H63ZM71 134V133H70ZM105 134V133H104ZM110 134V133H109ZM126 134V132H125ZM136 134V133H135ZM134 134V135H135ZM151 134V133H150ZM193 134V133H192ZM200 134V135H201ZM228 134V133H227ZM253 134V133H252ZM251 134V135H252ZM66 135V134H65ZM116 135V134H114ZM120 135V134H119ZM117 135V136H119ZM123 135V134H122ZM132 135V134H131ZM133 135V136H134ZM154 135V136H153ZM160 135V134H159ZM165 135V134H164ZM172 135V134H171ZM183 135V134H182ZM190 135V134H189ZM225 135V133H224ZM250 135V134H249ZM68 136V135H67ZM80 136V135H79ZM89 136V135H87ZM91 136V137H93ZM111 137V135H109ZM113 136V135H112ZM129 136V135H128ZM137 136V135H136ZM140 136H137V137H140ZM167 136V134H166ZM181 136V135H180ZM179 136V137H180ZM188 136V135H187ZM204 137V135H202ZM202 136L196 138V139H202L203 141V138ZM218 136V135H216ZM245 136V135H244ZM59 137V136H58ZM73 137V135H72ZM76 137V136H75ZM106 137V136H105ZM114 138H116L115 136H113ZM136 137V138H137ZM162 137V136H161ZM169 137V135L167 136ZM243 137V136H242ZM70 138V137H69ZM74 138V137H73ZM83 138V137H82ZM89 138V137H88ZM94 138V139H95ZM102 138V137H101ZM108 138V137H106ZM132 138V137H131ZM135 138V137H134ZM133 138V139H134ZM141 138V137H140ZM173 138V137H171ZM176 138V136H175ZM249 139V137H247ZM87 139V138H86ZM103 139V138H102ZM118 139V138H116ZM139 139V138H138ZM160 139V140H158ZM177 139V138H176ZM179 139L182 140V138L180 137ZM184 139V138H183ZM186 139V138H185ZM199 139V140H200ZM227 139V138H226ZM240 139V138H239ZM244 139V138H241V140ZM68 140V139H67ZM74 140V139H72ZM77 140V138L75 139ZM79 140V138H78ZM90 140V139H89ZM101 140V139H99ZM105 140V139H104ZM141 140V139H140ZM165 140V139H164ZM180 140V141H181ZM218 140V139H216ZM229 140V139H228ZM227 140V142H228ZM231 140V139H230ZM253 140V139H252ZM263 140V139H262ZM82 141V140H81ZM117 141V140H116ZM129 141V140H128ZM139 141V140H138ZM163 140H161L162 142ZM172 141V140H171ZM213 141V140H212ZM235 140H233L234 142ZM260 141V140H259ZM102 142V140H101ZM104 142V141H103ZM120 142V141H118ZM133 142V141H132ZM157 142H159L157 144ZM176 142V141H175ZM190 142V141H189ZM192 142V141H191ZM204 142V141H203ZM203 142H198L197 140V143L199 144V153L198 154H201L202 152H205V148H204V143ZM214 142V141H213ZM212 142V143H213ZM230 142V141H229ZM109 143H112L111 141H109ZM108 143V144H109ZM188 143V142H187ZM209 143V142H208ZM211 143V142H210ZM226 143V142H225ZM102 144V143H101ZM123 144V143H122ZM127 144V143H126ZM125 144V145H126ZM129 144V143H128ZM132 144V143H131ZM140 144V143H139ZM165 144V143H164ZM163 144V145H164ZM169 144V143H168ZM180 144V143H178ZM219 144V143H218ZM237 144V143H236ZM264 144V143H263ZM74 145V144H73ZM143 145V143H142ZM171 145V143H170ZM177 145V143H176ZM184 145V144H183ZM189 145V144H188ZM229 145V144H228ZM249 145V144H248ZM251 145V144H250ZM78 146V145H77ZM92 146V145H91ZM96 146V145H95ZM93 148L92 150L95 151L97 154L99 153V150L100 148H98L97 146ZM108 146V145H107ZM121 144L118 146L120 147ZM144 146V145H143ZM165 146V145H164ZM197 146V147H198ZM212 146V145H211ZM215 146V145H214ZM252 146V145H251ZM261 146V145H260ZM109 147V146H108ZM117 147V146H116ZM136 147V146H135ZM141 147V146H140ZM150 148V146L147 145V148ZM171 147V146H170ZM236 147V146H235ZM240 147V146H239ZM248 147V146H247ZM97 148V149H96ZM104 148L107 149V147L104 146ZM121 148V147H120ZM133 148V147H132ZM168 148V146H167ZM174 148V147H173ZM184 148V147H183ZM214 148H217V147H214ZM222 148V147H221ZM260 148V147H259ZM74 149V148H73ZM103 149V148H102ZM110 149V148H109ZM118 149V148H117ZM127 149V148H126ZM139 149V147H138ZM146 149V147H145ZM151 149V148H150ZM195 149V148H194ZM197 149V148H196ZM207 149V148H206ZM227 149V148H226ZM236 149V148H235ZM235 149H233L235 151ZM256 149V148H255ZM70 150V149H69ZM75 150V149H74ZM144 150V149H143ZM181 150V149H180ZM187 150V149H186ZM185 150V151H186ZM190 150V149H189ZM232 150V149H230ZM237 150V149H236ZM92 151V152H93ZM101 151V150H100ZM106 151V150H105ZM105 151L103 153L102 158L104 157L105 155ZM116 151V150H115ZM120 151V150H118ZM130 151V150H129ZM138 151V150H137ZM141 151V150H140ZM178 151V150H177ZM183 151V152H185ZM195 151V150H194ZM208 149L206 150V153L208 154ZM218 151V150H217ZM229 151V150H228ZM264 151V150H263ZM89 152V151H88ZM91 152V153H92ZM103 152V150L100 152V154ZM111 152V151H110ZM113 152V151H112ZM126 152V151H125ZM136 152V151H135ZM148 152V151H147ZM156 152V151H155ZM154 152V153H155ZM180 152V151H179ZM187 152V151H186ZM193 152V151H192ZM196 152V151H195ZM211 153H214L212 152V150L210 151ZM209 152V153H210ZM232 152V151H231ZM237 152V151H236ZM252 152V151H251ZM259 152V151H258ZM94 153V152H93ZM107 153V152H106ZM129 153V152H128ZM131 153V152H130ZM151 153V152H150ZM205 153V155H206ZM227 153V152H226ZM230 153V151H229ZM95 154V153H94ZM116 154V152H115ZM119 154H121L119 152ZM136 154V153H135ZM158 154V153H157ZM167 154V153H166ZM178 154V153H177ZM196 153V155H198ZM87 155V154H86ZM96 155V154H95ZM99 155V154H98ZM107 155V154H106ZM110 155V154H109ZM122 155V154H121ZM131 155L133 157V154H130V158H131ZM141 155V154H140ZM149 155V154H148ZM147 155V157H148ZM213 155V154H212ZM211 155V156H212ZM90 156V155H89ZM100 156V155H99ZM112 156V154H111ZM111 156H108L111 157ZM116 156V155H115ZM119 156V155H118ZM138 156H139V153H138ZM167 156V155H166ZM177 156V155H176ZM188 156V154H187ZM190 156V155H189ZM264 156V154H263ZM117 157V156H116ZM126 157L127 161H125L126 163V166L130 167L132 166V164H137L138 166H134L131 167L132 170H129L130 172H128V174H124L122 172L123 168H122V164L124 163V161L121 159L118 160V165L117 163L114 164L117 165V171L119 169V175H117L118 177L116 179L119 180V187H116L118 186L117 184H115L116 186H113L114 185V182H113V187H116L118 188L117 192H118V196H119V199H117V201L115 200L116 197L114 196V201L111 202L112 198L109 196V192L107 191L108 188H110V190H114V189H111L112 187H106L107 184L112 181L111 180V177L110 179L108 178L107 181H105V175L103 174V170H102V173L100 174L98 171L101 169V167L97 166L96 169H98V171L92 175H94L92 178L93 181L89 182L93 184V186H95L97 188V191L96 192H99V204L102 203V205H99L100 207L101 206H104V210H105V213H108V216L107 218L104 220L103 224L102 225H96L95 227H91L92 230L91 232L99 237H101V239L103 238L104 242L107 243L108 245V250H109V253H110V256L112 257V260L114 261H111L110 263H114V264H158L156 262L161 261V264H164L165 262L168 261V263L166 264H204L203 263V260H204V257L206 256L209 260V262L211 261L212 264H216L217 260H218V256H219V247L220 244H219V234H218V228H219V224L217 223V213L219 212L220 209V205H221V198H220V192H219V185H218V168L217 167V164L216 162L212 161V158L210 157V154L207 155V157L209 158V160L212 161V164H209L210 166L207 167V165L205 166L204 165V161L203 160H207V157L204 159L200 158L199 157V160H198V157H197V162L199 163V166L200 168L198 167V171L196 170V172L194 174H188L187 170L184 168V170H182L181 173H184L179 176L181 177L179 180H181V183L179 182V184H181L180 186L182 187L181 189V192L180 195L179 193H176V189H174L176 192H173V193H169L168 191L170 190H159V187H165L164 185L167 183L166 181H162V185H161V182L158 181H154L153 178H149L147 180H145V176H144V180L142 183V185L139 184V181H140V177H143V174L142 176L141 175V171L144 167V163L142 166L141 163L138 164V162L136 161V163H128V156H124ZM137 158V156H135ZM144 157V156H142ZM150 157V156H149ZM180 157V156H179ZM183 157V156H181ZM194 157V156H193ZM204 157V155H203ZM215 157V156H214ZM218 157V156H217ZM222 157V156H221ZM235 157V156H234ZM251 157V156H250ZM261 157V156H260ZM97 158H99L97 156ZM105 158V157H104ZM107 158V156H106ZM134 158V157H133ZM134 158V159H136ZM157 158V157H156ZM163 158V157H162ZM189 158V157H188ZM224 158V157H223ZM231 158V157H230ZM253 158V157H252ZM140 159V158H138ZM137 159V160H138ZM150 159V158H149ZM158 159V158H157ZM165 159V158H164ZM168 159V158H167ZM166 159V161H167ZM172 159V157H171ZM175 159V158H174ZM186 159V155H184L183 157V160H181L182 162V166L186 167L185 164H187L185 160ZM214 159V158H213ZM217 158H215V161H216ZM236 160L239 159V158H235ZM247 159V158H246ZM84 160V159H83ZM109 160V159H108ZM110 160H113L110 158ZM132 160V158H131ZM130 160V161H131ZM220 160V159H219ZM234 160V159H233ZM99 161L98 164H100L102 161L101 157L97 160ZM106 162H108L107 160H104ZM134 161V160H133ZM139 161V160H138ZM144 161V159H143ZM174 161V160H173ZM196 161V159H195ZM211 161H209L208 163H211ZM218 161V160H217ZM223 161V160H222ZM245 161V160H244ZM243 161V162H244ZM106 162L104 164H106ZM111 162V161H110ZM113 162V161H112ZM179 162V163H181ZM207 162V161H206ZM233 162V161H232ZM94 163V162H93ZM103 163V162H102ZM177 165L178 162H176ZM215 163V164H214ZM225 163V162H224ZM223 163V164H224ZM80 164V163H79ZM129 164V165H128ZM164 164V163H163ZM173 164V163H172ZM222 164V165H223ZM264 164V163H263ZM262 164V165H263ZM91 165V164H90ZM97 165V163L95 164ZM113 165V164H112ZM114 165V166H115ZM125 165V164H124ZM225 165V164H224ZM238 165V164H237ZM246 165V164H245ZM258 165V164H257ZM261 165V164H260ZM180 166V165H179ZM227 166V165H225ZM247 166V165H246ZM95 167V166H94ZM92 166V168H94ZM110 167V166H109ZM108 167V168H109ZM162 167V166H161ZM160 167V168H161ZM178 167V166H177ZM237 167V166H236ZM235 167V169H236ZM241 167V166H240ZM116 168V167H115ZM157 168V167H156ZM160 168H157L154 172L155 174L158 173V174H161L164 169L161 168L162 172L160 171ZM167 168V167H166ZM187 168V167H186ZM238 168V167H237ZM242 168V167H241ZM244 168V167H243ZM259 168V167H258ZM114 169V167H113ZM155 169V168H154ZM153 169V170H154ZM176 169V168H175ZM174 169V170H175ZM179 169V168H178ZM181 169V168H180ZM94 169H92L93 171ZM124 170H126L124 168ZM128 170V169H127ZM166 170V169H165ZM170 170V169H169ZM101 171V170H100ZM109 171V170H107ZM116 171V173H117ZM146 171H148V169L146 168ZM152 171V170H151ZM171 171V170H170ZM230 171V170H229ZM253 171V169H252ZM260 172V171H259ZM150 172H147V176L150 175L148 174ZM165 173V172H164ZM163 173V174H164ZM176 173V172H175ZM174 173V174H175ZM234 173V172H233ZM250 173V172H249ZM104 176H103V175ZM118 174V173H117ZM220 174V173H219ZM231 174V173H229ZM243 174V173H242ZM91 175V176H92ZM109 175V174H108ZM114 175V174H112ZM157 175V174H156ZM162 175V174H161ZM262 175V174H261ZM116 176V175H114ZM152 176V175H150ZM164 176V175H163ZM162 176V177H163ZM165 176H168V175H165ZM244 176V175H243ZM105 177V178H104ZM157 177V176H156ZM155 177V178H156ZM162 177H159V178H162ZM175 177V176H174ZM237 177V176H236ZM254 177V176H253ZM87 178V177H86ZM106 178V179H107ZM166 178V177H165ZM172 179V177H168V181L169 182H174L175 180H169V179ZM261 178V177H260ZM259 178V179H260ZM264 178V177H263ZM84 179V178H83ZM153 179V180H152ZM158 179V178H156ZM206 179V180H205ZM86 180V179H85ZM83 181V183L81 184L82 187L81 188H84L85 191L86 189L89 188V182L88 181ZM88 180V179H87ZM110 180V181H109ZM164 180V179H163ZM178 180V179H177ZM207 181L208 182V189L209 191H206L207 192H210V197H211V207H212V212H210L211 215H213V218L212 220L209 222V218L205 216L206 213H203L205 212L203 210L204 206V201H205V191H204V182L203 181ZM226 180V179H225ZM115 181V180H113ZM255 181V180H254ZM264 181V180H263ZM108 182V183H107ZM165 182V184L163 183ZM175 182H178V181H175ZM174 182V187L177 186V184H175ZM205 182V183H207ZM245 182V181H244ZM243 182V183H244ZM257 182V181H256ZM259 182V181H258ZM89 183V184H88ZM107 183V184H106ZM112 182H110L111 184ZM72 184V183H71ZM88 184V186H87ZM91 184V185H92ZM179 187L180 188V186ZM221 184V183H220ZM229 184V183H228ZM253 184V183H252ZM171 185V184H170ZM242 185V184H241ZM111 186V185H110ZM168 187V183L166 185ZM230 186V185H228ZM247 186V185H246ZM251 186V184H250ZM257 186V185H256ZM255 186V187H256ZM261 186V184H260ZM80 187V186H79ZM168 188H171V187H168ZM236 189V187H234ZM246 188V187H244ZM251 188V187H250ZM93 189V188H92ZM145 189V190H144ZM178 189V188H177ZM83 190V189H82ZM109 190V189H108ZM109 190V191H110ZM154 190V192L156 191L157 193H155V195L150 194V191ZM172 190V188H171ZM232 190V189H231ZM77 191V190H76ZM84 191V190H83ZM95 191V189H94ZM134 191H138L139 194L143 195L145 200H141V197L139 199V201L137 200L138 199V194H136ZM160 191L164 192L165 196L161 195ZM180 191V190H179ZM72 192V191H71ZM80 192V191H79ZM77 192V193H79ZM93 192V191H92ZM112 192V191H111ZM256 192V191H254ZM85 194L87 193H90V194H93L91 193V191H88L87 193L84 192ZM95 193V192H94ZM113 193V192H112ZM116 193V189H115V192ZM135 193V194H134ZM178 194L179 196H176L175 195ZM235 193H237L235 191ZM90 194L88 195V197H90ZM172 196H171V195ZM192 194L194 195L195 199L192 200L191 196ZM256 194V193H254ZM64 195V194H63ZM113 195H116V194H113ZM112 195V197H113ZM134 195L138 196L137 199H136V202L134 200ZM151 195H153L154 197H152ZM191 195V196H190ZM208 195V194H207ZM247 195V194H246ZM93 196V195H92ZM92 196L90 197L92 199ZM96 196V195H95ZM98 196V195H97ZM117 196V197H118ZM147 196V197H145ZM151 196V197H150ZM171 196V197H170ZM251 196V195H250ZM256 196V195H255ZM258 196V195H257ZM65 197V196H64ZM148 197H150V199H148ZM52 198V197H51ZM89 198V203L91 204L92 200ZM147 198V200H146ZM233 198V197H232ZM70 199V198H69ZM110 199V200H109ZM253 199V198H252ZM261 199V198H260ZM86 200V199H85ZM102 202H101V201ZM207 200V199H206ZM61 201V200H60ZM69 202V201H68ZM88 202V201H87ZM101 202V203H100ZM261 202V201H260ZM264 202V201H263ZM88 203V204H89ZM93 204V203H92ZM91 204V205H92ZM174 204V206H172ZM176 204V206H175ZM205 205V204H204ZM233 206V205H232ZM206 207V206H205ZM92 208V207H90ZM102 208V207H101ZM264 209V208H263ZM100 210V209H99ZM104 210H102V212H104ZM235 212V211H234ZM209 213V212H207ZM263 213V212H262ZM88 214V213H87ZM103 214V213H102ZM204 214V215H203ZM104 215V214H103ZM209 215V214H208ZM207 215V216H208ZM220 215V212L219 214ZM94 216V215H93ZM205 216V217H204ZM237 216V215H236ZM100 217V216H99ZM106 217V216H105ZM212 217V216H211ZM221 218V217H220ZM101 219V218H100ZM223 220V219H222ZM221 220V221H222ZM232 220V219H231ZM237 221V220H236ZM206 222H209L210 223V230L209 232H207V228L210 227L208 224V227L206 228ZM218 222H219V219H218ZM234 223V222H233ZM219 225V226H218ZM225 225V224H224ZM235 225V224H234ZM250 226V225H249ZM87 227V226H86ZM230 227V226H229ZM238 227V226H237ZM255 227V226H254ZM228 228V227H227ZM250 229V228H249ZM230 231V230H229ZM235 231H238L235 230ZM257 231V230H256ZM262 231V230H261ZM227 232V231H226ZM209 233V234H208ZM255 233V231H254ZM261 233V232H260ZM263 233V232H262ZM84 234V233H83ZM87 234V233H86ZM233 234V233H231ZM207 235L209 236L208 238L210 239V247L209 249L207 250L206 248L209 246H206V242L209 240L207 238ZM236 235V234H235ZM256 236L258 234H255ZM96 236V237H97ZM233 236V235H232ZM260 236V235H258ZM93 237V236H92ZM235 237V236H233ZM263 236H260V239H264V238H261ZM94 238V237H93ZM258 238V237H256ZM255 238V239H256ZM100 239V238H99ZM254 239V240H255ZM207 240V241H206ZM236 240V239H235ZM257 240V239H256ZM99 241V240H98ZM222 242V241H221ZM255 242V241H253ZM258 242V241H257ZM256 242V243H257ZM261 242V241H260ZM259 242V243H260ZM95 243V242H94ZM238 243V242H237ZM244 243V242H243ZM251 243V242H250ZM85 244V243H84ZM92 244H93V241H92ZM94 245V244H93ZM96 245V244H95ZM226 245V244H225ZM240 245V244H239ZM223 246V245H222ZM234 246V245H233ZM260 246H261V243H260ZM259 246V247H260ZM100 247V246H99ZM224 247V246H223ZM250 247V246H249ZM263 247V246H262ZM261 247V248H262ZM257 248V247H256ZM264 248V247H263ZM234 249V248H233ZM245 249V247H244ZM255 250V249H254ZM257 250V249H256ZM91 251V250H90ZM93 251V250H92ZM103 251V250H102ZM107 251V250H106ZM209 251V252H208ZM221 251V250H220ZM229 251V250H228ZM259 251V250H258ZM225 252V251H224ZM257 252V251H256ZM255 253V255L257 256H260L258 253ZM261 252V251H260ZM263 252V250H262ZM93 253V252H92ZM95 253V252H94ZM99 253V252H98ZM108 253V252H107ZM236 253V252H235ZM261 254V253H260ZM109 255V254H108ZM227 255V254H225ZM236 255V254H235ZM254 255V254H253ZM252 256V255H251ZM96 257V256H95ZM108 257V256H107ZM229 257V256H228ZM101 258V257H100ZM239 258V257H238ZM102 259V258H101ZM110 259V258H109ZM233 259V258H232ZM222 260V259H221ZM239 260V259H238ZM258 260V259H257ZM263 260V259H262ZM220 261V260H219ZM252 261V260H251ZM99 262V261H98ZM170 262V263H169ZM226 262V261H225ZM230 262V261H228ZM254 262V261H253ZM218 263V262H217ZM211 264V263H209ZM227 264V263H225ZM234 264V263H233ZM245 264V263H244ZM250 264V263H249ZM264 264V263H263Z\"/></svg>",
  "mask_w": 264,
  "mask_h": 264
}]
</instances>
